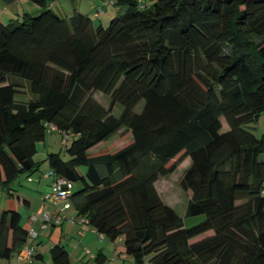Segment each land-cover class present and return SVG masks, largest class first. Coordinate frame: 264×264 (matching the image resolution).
<instances>
[{
	"label": "trees",
	"instance_id": "trees-1",
	"mask_svg": "<svg viewBox=\"0 0 264 264\" xmlns=\"http://www.w3.org/2000/svg\"><path fill=\"white\" fill-rule=\"evenodd\" d=\"M33 1L0 20V192L32 180L58 130L72 140L48 154L47 190L67 179L70 221L122 237L134 264H264V133L249 127L264 114V0H101L117 9L107 24ZM171 174L198 224L162 197ZM30 238L0 208V258ZM51 257L71 263L62 245Z\"/></svg>",
	"mask_w": 264,
	"mask_h": 264
},
{
	"label": "crops",
	"instance_id": "crops-1",
	"mask_svg": "<svg viewBox=\"0 0 264 264\" xmlns=\"http://www.w3.org/2000/svg\"><path fill=\"white\" fill-rule=\"evenodd\" d=\"M91 2V9L101 4V0H91ZM68 4L66 7L63 5L68 13L66 17L70 16L75 10L80 11L73 6L72 0H68ZM52 6L54 7L55 4H52ZM116 11V8L113 9V14ZM100 16L101 14L98 15V18ZM45 177L47 179L45 185L41 183L42 180L36 181L34 185L41 193L39 199H35L30 193L24 194L22 197L16 196L14 194L15 188L12 196L0 192V208L13 207L17 210H21V207L24 208L21 213L22 226L28 231L34 229L38 233L36 238L29 239V242L35 245L36 253L34 261L30 264H55L51 257V249L55 245H62L68 251L70 264H98L96 257L100 252L105 254L107 264H134L133 258L125 251L122 237L116 240H109L88 223L76 220H64L60 224H50L44 228L42 226L43 219L40 215L32 220L31 216L43 209L48 210L52 216L59 213V205L42 200V194L47 190L51 182L49 175L45 174ZM66 214L77 216V211L74 207H70L66 210ZM16 262L17 254L9 260L0 258V264H15Z\"/></svg>",
	"mask_w": 264,
	"mask_h": 264
},
{
	"label": "rangeland",
	"instance_id": "rangeland-1",
	"mask_svg": "<svg viewBox=\"0 0 264 264\" xmlns=\"http://www.w3.org/2000/svg\"><path fill=\"white\" fill-rule=\"evenodd\" d=\"M72 3L73 6L76 9H79L82 13L88 14L97 22L101 20L104 24L108 23L109 18L114 13L113 9H115L114 5L112 4L106 5L103 9V14L100 13L101 16L98 18V15L100 14L96 15L95 7L91 9V0H72ZM52 4H55L54 7L52 6V10L55 13L66 17L68 13L66 12V8H64V6L66 7L69 5L68 0H54ZM98 6H101V4ZM39 9L40 5L33 0H0V20L4 23H8L10 19L20 17L23 12L37 13ZM11 79L18 80L24 84L27 83L25 79L20 77L16 78L11 76ZM28 95L29 97H34V94L30 89L28 90ZM97 96L103 101L106 99V97L101 96L100 94ZM118 108L120 107L118 106ZM249 127L257 136L260 137L264 133V114L261 115L257 121L250 123ZM67 138L68 140L65 143L64 136L61 134V132L58 130H47L45 140L37 144L35 159L40 163L39 170L31 175V181L27 179L25 174L19 175L13 184V189L15 188L14 194L16 196L19 195L22 197L24 194L27 195L30 193L32 197L39 199L41 193H39L40 191L34 187L35 182L42 180L41 183L43 185L47 183L45 174L49 175L50 173V165L47 160L48 154L50 152H59L64 154L66 145L72 140L71 134H69ZM157 185L164 200L174 206L177 212L184 218V223L186 226H193L204 219L203 215H185L188 195L187 192L180 186L178 178L175 175L171 174L161 178L159 180V184ZM19 211L22 213L24 208L21 207V210Z\"/></svg>",
	"mask_w": 264,
	"mask_h": 264
},
{
	"label": "built area",
	"instance_id": "built-area-1",
	"mask_svg": "<svg viewBox=\"0 0 264 264\" xmlns=\"http://www.w3.org/2000/svg\"><path fill=\"white\" fill-rule=\"evenodd\" d=\"M108 2H103L101 6L95 7L96 15L103 13V7ZM54 129V126H50ZM72 184L65 178L59 177L56 178L50 185L47 192L43 195L45 201H51L55 205H60V211L57 215L52 216L50 212L46 209L41 210L38 214H33L31 219L34 220L38 215L43 219V228L47 227L50 224H60L64 220H72L73 217L66 214V210L71 206L69 197L71 194ZM84 218H81V221H84ZM29 237L36 238L37 231L30 229ZM35 245L27 241L24 246L17 252V262L15 264H30L34 260Z\"/></svg>",
	"mask_w": 264,
	"mask_h": 264
}]
</instances>
